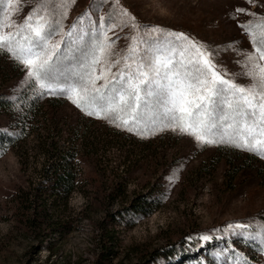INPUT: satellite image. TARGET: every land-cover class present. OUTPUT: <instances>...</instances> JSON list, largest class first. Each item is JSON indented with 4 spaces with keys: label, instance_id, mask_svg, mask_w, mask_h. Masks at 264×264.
<instances>
[{
    "label": "rangeland",
    "instance_id": "rangeland-1",
    "mask_svg": "<svg viewBox=\"0 0 264 264\" xmlns=\"http://www.w3.org/2000/svg\"><path fill=\"white\" fill-rule=\"evenodd\" d=\"M40 1L20 0L14 6L19 11L12 22L23 23ZM56 1V19L63 27L57 28L53 43L67 40L62 33L82 25L83 30L78 32L90 36L80 40L81 53H73L74 58L83 59L93 34L112 45L111 55L101 57L96 66V75L105 74V60L107 64L121 61L110 73L123 67L122 58L132 46L133 36L137 37L141 55L148 49H167L165 54L172 56L173 63L182 61L186 65L197 57L196 50L186 42H179L184 45L181 48L174 37L151 34L152 27L158 26L184 33L198 47L203 45L226 79L246 87L258 84L257 79L244 73L250 70L245 67L247 55H258V45L251 43L248 27L259 33L256 25L264 24V0H119V5L116 0H75L66 7L59 6L63 0H50L48 4ZM103 1H108V6L90 14V6ZM120 8L136 17L139 28L123 23L127 18L119 17ZM64 12L67 14L62 16ZM100 18L103 29L95 22ZM248 19L249 23L243 24ZM111 24L118 26L110 28ZM3 31L16 33L18 29L8 27ZM15 41L23 43V36L14 35L13 48ZM26 49L27 45L25 53ZM72 63L76 62H70L67 68ZM256 63L264 66V59ZM27 71L12 53L0 50V95L17 98L29 82ZM103 84V79L96 81L97 87ZM79 114L70 101L58 113L64 122H79ZM147 114L165 120L159 106H151ZM10 121V114L0 109V128ZM90 124L97 138H89L100 143L99 147L88 145L80 150V189L72 192L69 202V211L78 214L76 227L62 238L52 234L41 249L38 239L19 219L22 211L17 199L19 186L39 176L35 166L43 156L35 148L36 136L18 141L0 156V264H155L151 257L159 251L167 257L161 264H264V225L260 220L264 214V179L257 164H241L246 154L232 147L203 145L187 132L171 130L166 122L163 130L150 135L117 127H110L112 131L102 135L103 128L108 129L103 119ZM242 126L239 132L252 135L254 145L259 146L256 141L264 140V125ZM217 129L221 132L216 136L206 133L207 138L236 139L229 118L219 119ZM25 150L32 156L24 163ZM149 191L154 192L157 202L151 214L136 220L122 219L124 206ZM48 241H53L52 249ZM174 243L187 250L183 252Z\"/></svg>",
    "mask_w": 264,
    "mask_h": 264
},
{
    "label": "snow or ice",
    "instance_id": "snow-or-ice-1",
    "mask_svg": "<svg viewBox=\"0 0 264 264\" xmlns=\"http://www.w3.org/2000/svg\"><path fill=\"white\" fill-rule=\"evenodd\" d=\"M2 2L3 0H0V3ZM49 2L50 0H42V3L25 17L23 23L14 24L12 17L19 11V8L14 6L19 5L20 0H7V7L0 18V50L12 53L15 60L28 70V79L39 85L41 95L47 93L66 96L88 116L107 119L110 123H116L117 127H128V121L119 114L127 112L135 120V114L142 105L159 106L163 110L167 127L180 133L187 132L201 144L216 143V140L208 139L206 133L216 127L211 117L217 112L220 113L221 120L226 119L229 113H235L242 117L250 116L254 123L258 117L259 121L264 123V66L256 63L264 59V24L256 25L260 29L259 33L248 27L252 43L258 45L255 49L258 55H247L245 67H250V70L244 74L257 79V85L246 87L232 79H226L217 70L211 53L203 50V45L198 47L184 33L168 32L158 26L152 27L151 34L174 37L181 48L184 45L179 42L184 41L196 50L197 57L186 65L182 61L173 63L172 56L165 54L167 49H148L141 55L137 37L133 36L132 46L122 58L123 67L116 73H110V69L121 61L107 64L105 60V74L96 75V66L101 57L111 55L112 45L101 42L93 34L91 42L82 53L83 59L61 70L57 65L69 58L60 52V45L69 47L77 39L73 37L76 26H73L72 31L62 33L63 37L70 38L68 42L62 38L53 43L52 37L58 34L57 28L63 26L60 20L48 14L46 6ZM68 2L74 3L75 0H63L59 6L66 7ZM116 4L119 5V0H116ZM66 14L64 12L61 15ZM120 14L127 18L123 22L125 25L139 28L136 17L127 9L120 8ZM261 19L264 21V18ZM100 21L99 27L103 29V18H100ZM117 26L111 24L110 28ZM8 27H15L18 31L5 33L3 29ZM14 35L23 36V43L15 41L16 48L12 47ZM83 35L87 34H81L80 40H83ZM104 40H108L106 35ZM58 53L60 55H57ZM100 79L104 80V84L97 87L96 81ZM53 83L56 87L52 86ZM86 105L95 107L90 111ZM128 130L132 129L129 127ZM256 144L264 148V140H258ZM237 146L249 147L252 151L261 150L255 146L250 147L247 142Z\"/></svg>",
    "mask_w": 264,
    "mask_h": 264
},
{
    "label": "trees",
    "instance_id": "trees-1",
    "mask_svg": "<svg viewBox=\"0 0 264 264\" xmlns=\"http://www.w3.org/2000/svg\"><path fill=\"white\" fill-rule=\"evenodd\" d=\"M41 3L42 0L40 1V4ZM108 3V1H103L100 4H92L90 6V14L91 12L96 14L100 8L108 6ZM46 7L48 14L56 19L58 15V11H56L57 1L47 4ZM5 8L6 0H3V2L0 3V18H2ZM119 17H121V14ZM249 21L248 19L243 24H247ZM95 22L96 25L100 24L98 20ZM81 28L82 25L73 32V37L75 36L77 39L72 42L69 47H65L64 44L61 46L60 52L69 58L62 60L61 63L57 65L61 70L67 68L70 62H77V59L72 58H74L73 53H76V55L81 53L79 49H82V43L79 45V34H83V32H78ZM88 36H90V33L83 35V40ZM66 38L67 40H65V42H68L70 38ZM250 40L252 43V39ZM57 55H60V53ZM53 59L55 61V58ZM60 79L63 80V77ZM52 86L56 87V84L53 83ZM68 101L79 110L80 114L78 116L82 118H79V122L74 120H67L64 122L62 121L63 117L58 115L62 106ZM86 106L90 111L95 107L94 105ZM150 107L151 106L145 107L142 105L135 114V120L127 112L119 114V116H122L123 119L128 121V127H117L116 123H110L107 119L98 118L97 116H88L81 108L67 99L66 96L47 93L41 95L39 85L30 80L17 98L8 95H0V109L6 111L11 116L10 124L7 127L0 128V156L3 155L11 145L18 141L20 143L29 135L33 134L37 139L35 148L38 150L37 152H40L43 156L42 160L35 166V170L39 175L38 179L33 178L29 180L28 185L19 186V190L17 191L19 192V195H17L19 208L22 211L19 219L25 223L27 230L33 233L38 239L40 244L38 247L39 249H41L45 240H49L52 234L56 233L62 238L76 227L75 220L78 218V214H76V212L73 213L72 209L69 211V202L72 192L76 189H80L79 176L81 168L79 167V156L80 153H82L80 150L88 145L99 147L98 142L100 143L98 140L89 138L92 136L97 138L95 132L90 131L89 125H91L90 123L92 120L103 119L108 129L103 128V131H101L102 135L109 133L107 131H112L111 128L113 127L127 130L130 127L133 132L150 135L162 128L165 122L167 124V121L163 120L162 117L156 118L154 117L156 115L148 116L147 113ZM144 109L147 110V113ZM230 114L235 115V113H229L227 118L230 119L235 127L234 134L236 139L232 141L225 136L222 140H216L214 144L232 147L242 151L246 155L240 160L241 164L251 166L257 164L256 167L260 178L264 179V156H262V154H264V149L261 148L260 145H254V137L252 135H242L239 132V129L243 128V124L248 126L254 125L259 128L262 127L264 123L261 124L257 118L254 123L250 116L242 117L237 114L238 116L230 117ZM219 116L220 113L217 112L211 117V121L215 123L216 127L212 128L210 130L211 132L208 133L213 136L221 132L217 129ZM117 123H119V119H117ZM107 140V138L106 140L103 139L104 142ZM237 142H240V144L247 142L250 147L255 146L261 148V151H252L249 150V147H239L237 145L240 144ZM25 152L26 157L25 159L22 158L24 163L28 162L29 157L32 156L28 150H25ZM237 166H239V164ZM25 169L28 170L27 167ZM156 203L154 192L149 191L139 194L133 198L128 206H124L126 211H123L121 215L122 219L132 218L136 220L138 217L149 215L154 210ZM120 211L122 212V210ZM260 220L264 225V214L260 216ZM52 242L53 241L49 242V247L51 249L53 247ZM174 244L183 252L187 250L182 244ZM166 258V254L159 251L157 255L155 254V256L151 257V260H153L155 264H161V262L165 263Z\"/></svg>",
    "mask_w": 264,
    "mask_h": 264
}]
</instances>
